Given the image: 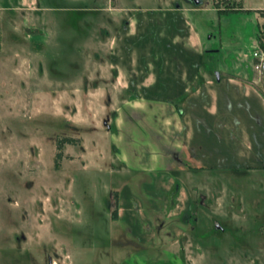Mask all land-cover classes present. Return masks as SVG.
I'll return each instance as SVG.
<instances>
[{
	"label": "rangeland",
	"instance_id": "374dc122",
	"mask_svg": "<svg viewBox=\"0 0 264 264\" xmlns=\"http://www.w3.org/2000/svg\"><path fill=\"white\" fill-rule=\"evenodd\" d=\"M37 1L0 0V264H123L135 253L151 261L159 258L155 264H160L166 257L157 227L147 242L153 247L139 248L135 242L137 235H149L144 226L148 221L157 225L154 219L165 224L167 219L187 220L186 233L203 250L198 264H242L238 249L243 238L257 234L264 248V216L250 224L228 221L222 232L215 230L214 176L222 172L198 170L184 180L171 171L163 179L167 190L157 193L150 172L119 168L111 157L112 128L106 134L108 99L85 95L100 84V54L106 56L99 49L105 38L100 29L112 31L120 23L108 24L112 7L182 8V16L202 33L203 49H218L202 59L212 74L229 69L233 50L242 48L252 29L244 11L236 10L241 3ZM262 32L264 27L256 41L264 50ZM63 138L72 142L58 150L56 143ZM227 174L223 186L231 181ZM252 180L239 176L228 187L246 211L254 199L264 206V190L251 192ZM119 193L123 208L117 217ZM214 245L221 251L216 258Z\"/></svg>",
	"mask_w": 264,
	"mask_h": 264
},
{
	"label": "crops",
	"instance_id": "0c3cea01",
	"mask_svg": "<svg viewBox=\"0 0 264 264\" xmlns=\"http://www.w3.org/2000/svg\"><path fill=\"white\" fill-rule=\"evenodd\" d=\"M238 1L241 5L236 10L244 11L252 29L242 48L233 50L229 69L218 70L217 75L203 68V55L209 50L203 49L202 33L182 16V8L112 7V17L106 16L108 24L111 20L120 23L112 31L100 29L105 38L100 39L99 49L106 54H100V84L85 94L108 99L106 134L111 128L114 132L111 157L119 168L150 172L157 179L152 189L157 193L167 190L163 179L171 171L184 180L198 170L222 172L214 176L213 225L219 232L228 221L250 224L264 216V206L257 199L246 211L235 203V192L228 189L234 178L242 176L247 183L254 179L248 184L251 192L264 190V69L259 70L251 56L253 51L263 50L256 34L264 21L258 11L264 10V0L249 4ZM147 10L150 14H143ZM226 174L231 181L226 180L223 186ZM115 206L117 217L121 216L120 193ZM171 213L167 209L166 215ZM154 220H158L157 225L145 223L149 235H137L139 248L155 238L154 226L162 236L161 249L166 257L160 264H198L203 250L198 239L186 233L183 226L187 220L167 219L166 224ZM257 236L241 240L243 247L238 252H243L242 264H264V248ZM252 240L257 244L250 243ZM219 252L214 245V258ZM150 258L129 254L123 264L159 261Z\"/></svg>",
	"mask_w": 264,
	"mask_h": 264
},
{
	"label": "built area",
	"instance_id": "2783aa9c",
	"mask_svg": "<svg viewBox=\"0 0 264 264\" xmlns=\"http://www.w3.org/2000/svg\"><path fill=\"white\" fill-rule=\"evenodd\" d=\"M253 59L256 60V66L259 70L264 69V50H256L251 53Z\"/></svg>",
	"mask_w": 264,
	"mask_h": 264
},
{
	"label": "trees",
	"instance_id": "16d2710c",
	"mask_svg": "<svg viewBox=\"0 0 264 264\" xmlns=\"http://www.w3.org/2000/svg\"><path fill=\"white\" fill-rule=\"evenodd\" d=\"M224 9H226V8H224ZM258 11H259L260 14L264 15V10H258ZM261 26L264 27V21L262 22ZM262 36L264 38V32H262ZM64 142L71 143L72 139L71 138H63V139L58 140L57 143H56V148L59 150L61 144L64 143ZM56 156L57 157L60 156V152L59 151L56 153ZM112 216H115V211L112 212Z\"/></svg>",
	"mask_w": 264,
	"mask_h": 264
},
{
	"label": "water",
	"instance_id": "95a60500",
	"mask_svg": "<svg viewBox=\"0 0 264 264\" xmlns=\"http://www.w3.org/2000/svg\"><path fill=\"white\" fill-rule=\"evenodd\" d=\"M194 3H197V0H193ZM215 75H217V73H215Z\"/></svg>",
	"mask_w": 264,
	"mask_h": 264
},
{
	"label": "flooded vegetation",
	"instance_id": "af4514ba",
	"mask_svg": "<svg viewBox=\"0 0 264 264\" xmlns=\"http://www.w3.org/2000/svg\"><path fill=\"white\" fill-rule=\"evenodd\" d=\"M192 1V0H191Z\"/></svg>",
	"mask_w": 264,
	"mask_h": 264
}]
</instances>
